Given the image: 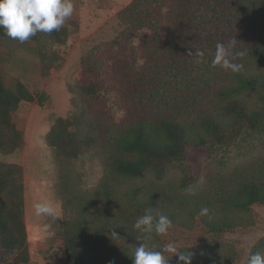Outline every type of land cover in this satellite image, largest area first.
<instances>
[{
	"label": "trees",
	"instance_id": "obj_1",
	"mask_svg": "<svg viewBox=\"0 0 264 264\" xmlns=\"http://www.w3.org/2000/svg\"><path fill=\"white\" fill-rule=\"evenodd\" d=\"M118 17L120 32L82 55L81 78L68 85L78 112L55 117L45 135L55 160H95L112 180L152 176L163 181L177 171V189L155 191L146 203L137 202L140 214L151 209L184 228L199 218L214 234L254 225L252 206H264V0H132ZM69 31L65 23L59 31L29 39L37 44L41 75L64 65L65 56L54 46L64 45ZM0 38H9L3 29ZM208 40L225 45L235 40L231 51L241 71L221 68L210 78L215 87L206 89L199 104L183 102L181 112L157 110L152 98L163 72L184 56L183 62L190 61L196 45ZM247 94L258 104L249 106ZM22 100L43 105L45 96L38 98L21 81L7 87L0 71L2 154L23 146L15 120ZM192 148L211 156L199 172L189 160ZM138 193L133 190L135 197ZM72 205L71 198L65 200L66 224L53 245L64 249L65 264H101ZM204 207L210 213L201 216ZM181 252L191 255V264L236 260V252L215 241ZM256 252L264 254V237L253 244L250 254ZM169 258V264H178V256ZM0 264H30L24 169L16 162L0 161Z\"/></svg>",
	"mask_w": 264,
	"mask_h": 264
},
{
	"label": "rangeland",
	"instance_id": "obj_2",
	"mask_svg": "<svg viewBox=\"0 0 264 264\" xmlns=\"http://www.w3.org/2000/svg\"><path fill=\"white\" fill-rule=\"evenodd\" d=\"M131 1L73 0L74 12L65 22L70 30L67 42L54 46L65 56L64 65L51 69L47 76L41 75L34 41L21 43L0 38V71L6 86L12 89L21 81L38 98L45 96L43 105L39 100L20 102L15 120L24 134L23 146L9 155L0 153V161L16 162L24 169L25 223L30 264H65L64 249L53 245L52 238L66 224L64 204L69 198L74 204V216L76 214L77 220L81 221L79 229L94 247L101 264H126L132 260L135 248L140 243L158 250L167 243H174L183 249L201 247L214 241L221 244L222 250L236 252V260L232 264H245L253 244L264 237V206H252L255 223L247 228L214 234L196 218L192 228L173 223L164 236L154 232L145 234L133 228L137 218L143 216L136 203H146L152 192L177 189L181 176L179 172L173 171L163 181H157L152 176L112 180L108 173L101 172L95 160L61 158L56 161L52 149L45 142V135L55 117L78 112L75 97L68 85L81 78L82 55L120 32L122 25L118 13ZM218 34L227 40L223 33ZM216 44L210 40L202 41L189 54L190 61L183 62L186 59L184 56L166 68V72L163 69L162 79L157 86L159 93L152 98L157 110L170 113L172 111L168 108H172L175 112H181L183 102L199 104L206 89L215 87L210 78H217L221 74V67L211 64ZM198 51L205 53L203 58L195 55ZM243 98L251 107L258 104L254 94H247ZM188 156L190 162L196 165L197 172L200 164L211 157L204 148H192ZM134 189H139L137 199L133 194ZM44 198L59 205L58 219L35 215L34 203ZM70 226H74L73 219Z\"/></svg>",
	"mask_w": 264,
	"mask_h": 264
},
{
	"label": "clouds",
	"instance_id": "obj_3",
	"mask_svg": "<svg viewBox=\"0 0 264 264\" xmlns=\"http://www.w3.org/2000/svg\"><path fill=\"white\" fill-rule=\"evenodd\" d=\"M73 12V0H0V29H3L4 34L9 38L24 43L38 32L59 31ZM235 43V40L227 45L217 43L211 60L212 66H219L233 73L240 72L243 65L234 62L235 57L231 51ZM195 55L203 58L205 53L198 51ZM33 207L36 216H47L53 219L60 217L59 205L49 198L38 200ZM209 213L210 209L204 207L199 214L205 216ZM172 227L173 222L167 215L159 212L153 215L151 209H147L133 225L134 229L142 233L154 232L159 236L166 235ZM166 254L171 257L178 256V264L180 262L191 264V255L181 252L174 243H167L158 250L140 243L136 246L131 258L132 264H169L170 258ZM246 264H264V254L260 252L249 254Z\"/></svg>",
	"mask_w": 264,
	"mask_h": 264
}]
</instances>
